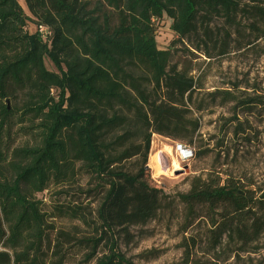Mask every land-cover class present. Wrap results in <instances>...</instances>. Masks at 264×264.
<instances>
[{"label":"trees","instance_id":"16d2710c","mask_svg":"<svg viewBox=\"0 0 264 264\" xmlns=\"http://www.w3.org/2000/svg\"><path fill=\"white\" fill-rule=\"evenodd\" d=\"M257 2L26 0L27 15L18 0H0V264H69L72 252L87 263L135 264L121 241L171 209L175 198L183 206L187 256L198 245L190 232L202 225L213 250L234 245L250 253L259 245L264 188L209 173L172 197L153 184L149 168L153 136L192 143L200 130L193 111L203 109L195 78L173 64V49H158L155 23L172 20L173 48L187 41L213 58L216 45L224 57L242 17H264ZM215 18L228 27L218 35L210 27ZM31 24L48 29L49 38L32 33ZM46 59L58 72L47 69ZM215 95L237 101L230 91ZM237 104L251 110L264 107V99ZM20 133L28 139L22 145ZM83 176L100 195L94 218L80 206L59 214L88 233L56 229L37 195Z\"/></svg>","mask_w":264,"mask_h":264},{"label":"rangeland","instance_id":"374dc122","mask_svg":"<svg viewBox=\"0 0 264 264\" xmlns=\"http://www.w3.org/2000/svg\"><path fill=\"white\" fill-rule=\"evenodd\" d=\"M257 5L264 10V0H258ZM224 23V20L215 18L211 20L210 27L218 35L228 29ZM241 23L239 34L233 35L229 41L230 48L226 56H219L221 50L218 46H210L213 58L196 52L187 41L185 46L178 43L173 48L177 36L171 30L172 20L164 17L155 23L158 49H173L176 55L173 64L190 72L197 86L202 88L195 98L203 109L200 112L193 111V119L199 120L200 130L192 143L178 141L191 146L196 153L201 151L202 157L182 165L174 151L172 156L164 153V175H159L149 158L152 182L167 195L177 197L187 193L195 177L205 178L209 173L220 174L223 179L229 175L248 189L264 188V107L247 110L238 108L237 104L249 98L264 99V17L253 20L243 16ZM29 28L35 33L38 27L31 24ZM185 47L194 55L186 52ZM203 47L206 48L205 45ZM45 64L48 70L58 72L50 59H46ZM223 91L232 92L237 101L225 103L221 96L215 95ZM239 129L244 133H239ZM26 140L22 133L16 137V143L20 145ZM174 142L177 141L153 136L151 154L173 147ZM175 162L181 166L180 170L174 168ZM186 166L189 171L185 170ZM37 199L43 202L42 209L48 224L60 230L78 226L80 233L84 234L88 233L86 226L71 221L68 215H61L59 211L80 206L86 209L92 219L100 195L96 186L89 185L83 176L61 186L51 184L46 192L37 195ZM183 217V206L175 198V205L171 209L160 213L146 226L131 229L129 240L121 241L122 252L135 264H264V235L258 246L250 248V253L242 252L240 246L234 245H228L224 250H213L204 225L195 233L190 232L196 235L198 245L189 249L188 257L179 230ZM69 258V264H94L85 262L84 256L73 252Z\"/></svg>","mask_w":264,"mask_h":264},{"label":"built area","instance_id":"2783aa9c","mask_svg":"<svg viewBox=\"0 0 264 264\" xmlns=\"http://www.w3.org/2000/svg\"><path fill=\"white\" fill-rule=\"evenodd\" d=\"M36 32L46 40L50 36L48 29L44 27H38ZM172 149L182 165H188L195 160V150L190 146L174 143Z\"/></svg>","mask_w":264,"mask_h":264},{"label":"bare ground","instance_id":"6f19581e","mask_svg":"<svg viewBox=\"0 0 264 264\" xmlns=\"http://www.w3.org/2000/svg\"><path fill=\"white\" fill-rule=\"evenodd\" d=\"M161 153H166L167 155L172 156V147H166L165 151H158L157 153L152 154L151 156V163L152 165H154V168L156 169V171L159 173V175H164L165 171L164 168L160 162V157H161ZM174 168L176 170H180L181 166L178 165L176 162L174 163Z\"/></svg>","mask_w":264,"mask_h":264},{"label":"crops","instance_id":"0c3cea01","mask_svg":"<svg viewBox=\"0 0 264 264\" xmlns=\"http://www.w3.org/2000/svg\"><path fill=\"white\" fill-rule=\"evenodd\" d=\"M18 2H19V4L22 6V8L24 9V11H25V13L27 14V15H29L30 13H29V11H28V8H27V5H26V0H18ZM32 32V31H31ZM158 151H160V150H158ZM157 151V152H158ZM172 152H173V149H172ZM153 154V153H152ZM152 154H151V156H152ZM163 154L164 153H161V157H160V162H161V164H162V161H163ZM151 158V157H150ZM150 164H151V160H150ZM153 167H154V165H152ZM152 166L150 165V167L152 168Z\"/></svg>","mask_w":264,"mask_h":264},{"label":"water","instance_id":"95a60500","mask_svg":"<svg viewBox=\"0 0 264 264\" xmlns=\"http://www.w3.org/2000/svg\"><path fill=\"white\" fill-rule=\"evenodd\" d=\"M185 170H186V171H189V167H188V166H186V167H185Z\"/></svg>","mask_w":264,"mask_h":264}]
</instances>
